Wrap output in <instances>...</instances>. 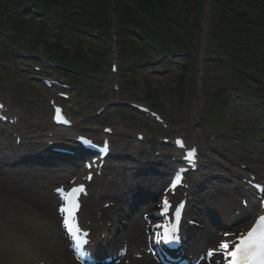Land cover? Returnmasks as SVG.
Listing matches in <instances>:
<instances>
[{"label":"rangeland","instance_id":"rangeland-1","mask_svg":"<svg viewBox=\"0 0 264 264\" xmlns=\"http://www.w3.org/2000/svg\"><path fill=\"white\" fill-rule=\"evenodd\" d=\"M105 1L107 2L108 10L109 8L118 7L116 1ZM87 5L90 6V3ZM121 5L124 6V3ZM249 11L252 12L251 10ZM181 12L179 10L171 13L172 15L168 19L170 31L172 29V31L178 33L179 37L183 38V42L192 50H195L194 53L197 58L202 59L204 52L208 53V60L205 62V72L201 60L196 63L193 70L188 69L185 65L187 61L182 53L183 50L178 49L175 51L176 54L170 58L171 62L166 65L161 64V60L158 57L152 62L143 64L147 65L145 69L137 71V75L132 74V76H136L132 85L127 82L124 83V78L121 75V71L130 67L127 64L124 67L121 66L119 75L116 74L117 78L114 79L112 74H105L106 72L102 71V69L95 76L89 75L88 77L94 78V81L85 80L81 82L82 96L80 98L77 97L78 101L74 95H69L74 98V103L78 104L77 110L83 120L80 124L82 127H105L107 123L109 124L106 120L110 117L111 126L118 127V130L122 129L130 135V138H117V141L122 143L134 141L136 135L139 134L149 138V134H153V131L146 132L149 134L144 133L142 130H148V125L144 126L145 123L143 121L145 119L140 117L143 121L139 120L138 116L128 108H125V106L117 108V111L111 108L109 100H111L112 96L118 98V102L123 105L124 102L126 104H144L165 115L166 118L162 127H169V131H161L160 134L163 136H184L187 142L194 143L201 149L204 162L205 160L209 161L206 167L209 182L205 184V190L201 192L200 198L206 204L209 202L214 203L218 200L223 201L227 193L222 188L227 187L228 183L227 181L210 179L211 174L229 176L230 179L236 182L239 177L243 176V178L246 177V180L249 177L248 171L252 170L259 179L264 178V116L260 107L264 101V46H256L257 51L253 55V59L251 56H247L246 53L243 57H240L250 62L249 65L251 67L248 66L250 69V80H247V82L239 86V89H236L233 80H231L232 78L230 77V79L226 75L229 73L226 66L216 67L221 51L217 44L218 41L215 39V41L210 42L209 36L218 20V12L213 2H205L197 14L187 13L184 15L185 12H188L184 11L182 20ZM107 13L110 26H116L118 18L111 11ZM247 14L250 15V13ZM245 19L247 22L244 24L252 23L253 20H256V17L250 16ZM143 23L147 27L153 28L145 17ZM258 24L257 26H259V32L262 33V36L260 35L257 38V35L254 34L253 37L248 38L251 43L257 39L262 43V38H264V24L261 22H258ZM35 27L30 25L31 31L27 32L26 39L22 43L23 50H26L22 51V53L25 55L28 53L27 50L32 48V43L35 41L32 36L37 33L38 27L37 30ZM58 32L56 27L52 28L51 31L49 30L48 35L47 32L45 33L43 41L48 44L54 43L57 50L60 52L65 50L70 57H73L74 44L77 42V38H81V36L73 35L74 39L69 40L71 43L68 38L67 40L61 38L64 43L60 42V47H58L57 38L55 37ZM10 33L11 31H5L4 34L8 35ZM87 43L86 40L82 43V47L86 51V61L84 63L90 64L93 62V55L88 50L94 52L95 48L89 49ZM109 47L105 46L104 49H109ZM41 51L42 46L40 45L33 54L42 60ZM223 54L229 56L227 52ZM113 57L114 54L110 50L105 54V58L101 60V64H106L109 59L114 64ZM224 59L225 63H230L237 61L239 58L232 59V61H228L227 58ZM255 64H258L256 68ZM232 65L233 63L229 66L233 68ZM9 69L10 72H8L6 67L0 65V96L8 112L17 114L18 128L22 132L24 130V135H22L24 139L27 135H36L38 129H43L44 125L41 124L49 120L48 104L50 97L54 98L55 95H52L49 91H44L41 85L37 83L32 85L33 87L29 85V79L36 75L33 67H27L24 62L16 61L11 64ZM16 71H19L20 76L16 78L10 77ZM182 71L185 72V75L181 73ZM48 74L50 73L37 75L40 77L45 75L46 77ZM55 78L61 80L58 77ZM218 87H221L225 95L230 96L226 106L219 113H217L218 104L216 102L211 103ZM116 89H118V93L115 92ZM107 97H109V100L105 101ZM105 106H107V114L102 116L101 119L100 117L97 119L91 118L100 108H105ZM114 130L117 133L115 128ZM16 153V150L12 152V154ZM218 156L222 160V165L215 166L209 158ZM229 162L239 164L241 169L235 171L229 167ZM116 180L119 181V176L116 177ZM117 181L114 180V182ZM118 186L117 184L108 185L107 188L113 189L112 187L117 188ZM231 198L234 202L238 200L234 195Z\"/></svg>","mask_w":264,"mask_h":264},{"label":"trees","instance_id":"trees-1","mask_svg":"<svg viewBox=\"0 0 264 264\" xmlns=\"http://www.w3.org/2000/svg\"><path fill=\"white\" fill-rule=\"evenodd\" d=\"M113 1L118 3V7L114 9L109 8V10L118 18V27L116 28L115 34L118 55L122 63L132 64L134 62L132 65L134 67L133 70H135L136 64L151 61L150 51L140 44L142 39L150 42L162 55L170 56L174 51L182 49L183 51H181L184 57L188 60V67H194V51L183 42V38L179 37L178 33L172 31V29L170 31L168 19H170L171 13L179 10L182 11L180 16H182L184 11H188L184 15L187 13L197 14L202 5L207 1L213 2L218 12L216 26L211 34H209L210 42L215 41V39L218 41L217 44L219 45L221 55L223 58H227L228 61L239 58L235 61V71L229 65L226 66L229 71H234L238 82L241 83L248 77L250 73L248 66L251 67L249 61H245L240 57H243L246 53L247 56H251L253 59V55L257 51L256 46L258 47L259 45L262 46V43L264 44V38H262V43L258 39L252 43L248 40L254 34L257 35V38L260 35L262 36V33L259 32L260 28L257 25H259L258 22L264 24V21H262L264 19V0ZM88 3H90L92 8L87 5ZM123 3L124 6L121 5ZM126 3L130 4V6ZM26 8L28 11H32L31 18L40 15V17L45 19L44 21L46 23L44 27H47L46 18L56 21L60 25L58 29L62 33V36L71 38L75 31L85 36V34L93 33V30H97L98 36L102 38H107L110 35L109 21L107 18V12L110 11L105 0H94V2L93 0H0V33H2L1 28L4 25L9 26L12 34L6 38L10 44L17 45L25 40L28 27L22 21L24 14L20 13V11ZM247 13H250V15ZM250 16L256 17V20H253L252 23L244 24L247 22L245 18ZM144 17L153 28L144 25ZM44 27L39 31L43 32ZM61 38H58L56 41L58 47H60ZM39 42L44 46L46 56L50 59H56L64 69H69L74 72L66 73L62 71V74L69 75L66 77L74 82L85 79L88 73L98 71L101 66L100 61L103 56L98 49H94V52L88 50L93 55V62L90 64L84 63L86 61V51L81 46V42H78L74 47V58L70 57L65 50L63 52L57 50L55 44L48 46L42 41ZM0 51L5 53L8 49L1 48ZM222 52L229 53V56ZM257 65L255 64V68ZM220 66V64L216 63V67ZM211 101L218 102L219 109H222L226 103L225 96L220 90L215 93Z\"/></svg>","mask_w":264,"mask_h":264},{"label":"bare ground","instance_id":"bare-ground-1","mask_svg":"<svg viewBox=\"0 0 264 264\" xmlns=\"http://www.w3.org/2000/svg\"><path fill=\"white\" fill-rule=\"evenodd\" d=\"M13 120L10 121L11 124ZM21 134L24 135V130ZM110 177L108 172V177L104 179ZM94 192L96 191L92 193ZM97 194H92L93 196L90 195L85 200L84 221L92 218L102 200L121 203L118 194L110 196L105 191H99ZM55 202L56 199L52 195H41L36 188L20 186L0 175V264H75L58 226L59 222L53 210ZM208 206L211 204L208 203ZM117 210L118 206L114 211ZM257 210L258 207L253 206L238 221L237 226L243 227ZM92 232V235L98 236L97 229ZM122 234L123 239L119 240L123 247L127 246L129 250L122 264H152L144 255L139 258L134 255L141 247L142 227L137 223L128 224ZM215 237L214 239H218L220 234ZM99 239L102 240L101 237Z\"/></svg>","mask_w":264,"mask_h":264},{"label":"snow or ice","instance_id":"snow-or-ice-1","mask_svg":"<svg viewBox=\"0 0 264 264\" xmlns=\"http://www.w3.org/2000/svg\"><path fill=\"white\" fill-rule=\"evenodd\" d=\"M3 106L0 105V108ZM57 117L61 116V109H56ZM4 119V117H0ZM67 122V121H63ZM106 131H108L106 129ZM83 144L91 146L92 142L81 138ZM178 146L183 147V142L176 141ZM108 148L107 142H105L101 151L106 152ZM196 155V149L192 148L185 153L187 159L194 161ZM91 168V164L86 165ZM87 180L92 179V174L86 177ZM182 183V173L178 171L173 178L170 188L175 189ZM260 188V185H256ZM57 195L61 201L57 211L60 215L61 227L66 232L67 236L71 240L73 251L77 253V258L83 260L89 256V253L84 250V246L88 243L89 233L83 230L79 224L77 213L81 209V195L86 194V188L84 184L75 185L67 190L64 188L56 189ZM173 205L170 203L167 195L161 200L160 209L161 215H166L168 210ZM183 203L174 206V217L177 218V222H174L169 227H163L158 233L157 243L163 242L164 244L178 243L179 237L177 236V223L178 218L181 215ZM261 214L256 216L251 227L246 231H240L239 233L225 232V239L220 242L217 250L210 249L206 253V258L211 262L214 256H221L223 259L217 260L215 264H264V199L260 203ZM232 237V239H229Z\"/></svg>","mask_w":264,"mask_h":264}]
</instances>
